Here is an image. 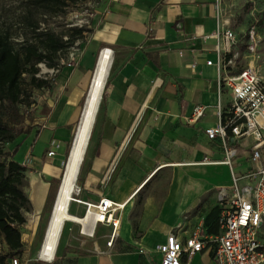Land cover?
Here are the masks:
<instances>
[{
	"label": "crops",
	"instance_id": "crops-1",
	"mask_svg": "<svg viewBox=\"0 0 264 264\" xmlns=\"http://www.w3.org/2000/svg\"><path fill=\"white\" fill-rule=\"evenodd\" d=\"M229 26L219 0H102L80 54L42 88L25 132L6 148L9 159L26 169L30 211L20 226L23 241L47 213L103 48L113 50L110 73L80 169L78 199L96 204L108 197L124 207L116 212L120 227L112 246L111 225L94 222L88 237L70 222L64 263L159 262L154 248L180 223L182 238L201 222L209 234H220L218 191L232 186L233 170L252 167L251 139L233 144L238 155L232 170L223 163L222 139L206 132L230 105L229 89L219 84L224 42L216 35ZM197 104L205 113L190 122ZM54 140L56 153L48 156ZM78 206L73 214L82 217L86 206ZM182 260L217 264L207 248Z\"/></svg>",
	"mask_w": 264,
	"mask_h": 264
},
{
	"label": "built area",
	"instance_id": "built-area-1",
	"mask_svg": "<svg viewBox=\"0 0 264 264\" xmlns=\"http://www.w3.org/2000/svg\"><path fill=\"white\" fill-rule=\"evenodd\" d=\"M216 35L224 42L218 63L219 84L221 89H229L230 105L220 110L219 125L206 132L211 139H222L225 150L223 163L232 170L238 155V148L233 144L240 139H251L252 167L241 174L233 170L232 186L218 191L220 234H209L201 222L189 236L182 238L179 232L185 229V225L180 223L170 232L165 243L154 248L160 254V261L151 264H186L182 260L184 255L191 259L206 248L212 250L217 264H264V83L256 66L236 69L237 55L233 52L238 41L236 32L229 26ZM211 63L208 61V64ZM204 113L205 106L197 104L188 120L195 122ZM56 147L58 141L54 140L48 156L55 155ZM75 201L86 206L84 217L91 213L96 224L112 226L113 231L107 243L112 246L120 227L116 212L124 204L115 203L108 197H102L96 204L80 199ZM79 224L82 235L93 237L95 228L92 224ZM140 252L147 254L143 248ZM12 264H19L18 258H14Z\"/></svg>",
	"mask_w": 264,
	"mask_h": 264
},
{
	"label": "rangeland",
	"instance_id": "rangeland-1",
	"mask_svg": "<svg viewBox=\"0 0 264 264\" xmlns=\"http://www.w3.org/2000/svg\"><path fill=\"white\" fill-rule=\"evenodd\" d=\"M102 0H52L51 2H40L39 0H0V27L8 29L17 50L34 40L37 33L54 31L64 41H72L55 60V64L39 63L36 78L50 82L56 75L58 69L73 57L80 54L82 46L88 41L91 32V21L96 8ZM220 12L223 19L228 20L231 27L237 33V43L233 48L236 54V69H245L248 66H256L260 71L264 83V0H219ZM81 29L82 32L78 33ZM32 74L24 73L21 81L23 94L17 104L19 112L30 119L31 114L37 108L44 95V89L38 88L32 82ZM10 107L6 102L0 101V121L9 122ZM12 126H16L10 123ZM26 122L24 126H26ZM7 148V141L1 146ZM78 194L75 195L78 199ZM79 203L73 201L71 209L76 210ZM29 205L23 209L26 217ZM49 212L39 219L40 234L31 230L24 237V253L22 256H9L6 264H12L14 258H18L19 264H36L45 262L49 264H65L63 252L68 244L69 227L72 223L65 224L61 241L53 262H47L38 258L37 252L41 247V235L47 227ZM26 225V224H25ZM22 227V226H21ZM23 228V227H22ZM24 233H27L25 229ZM3 237L0 235V254H7Z\"/></svg>",
	"mask_w": 264,
	"mask_h": 264
},
{
	"label": "trees",
	"instance_id": "trees-1",
	"mask_svg": "<svg viewBox=\"0 0 264 264\" xmlns=\"http://www.w3.org/2000/svg\"><path fill=\"white\" fill-rule=\"evenodd\" d=\"M40 2H51L52 0H39ZM82 30L79 29L78 33ZM72 41H64L54 31L37 33L34 40L28 42L22 50H17L13 44L12 35L8 29L0 27V101L6 102L9 107V122L0 121V235L8 247L7 254H0V264H6V259L11 256H22L24 253V242L22 229L26 222L23 209L29 205V199L24 191L26 185L25 167L15 160L9 159V152H5L4 145L11 142L16 136L25 132L24 123L27 116L21 114L17 107L23 94L21 81L23 74H32V82L38 88L46 86L47 82L36 78L39 63L55 64L58 55L66 49ZM83 109V107H82ZM72 143V142H71ZM71 147V144H70ZM68 150L66 160L68 158ZM61 177L56 180L55 191L52 200L47 205L48 221L52 212L54 201L61 183ZM71 213H73L70 208ZM48 224V223H47ZM47 228V227H46ZM46 228L41 240L43 241ZM40 227L37 228V235L40 234ZM36 264H49L38 262Z\"/></svg>",
	"mask_w": 264,
	"mask_h": 264
},
{
	"label": "bare ground",
	"instance_id": "bare-ground-1",
	"mask_svg": "<svg viewBox=\"0 0 264 264\" xmlns=\"http://www.w3.org/2000/svg\"><path fill=\"white\" fill-rule=\"evenodd\" d=\"M111 48H105L99 59L98 67L93 77L91 91L88 96L86 108L79 126L77 139L72 151L70 160H66V175L63 181L59 200L56 205L55 213L47 230L46 239L43 240L40 249L37 252L38 258L53 262L61 241L62 233L67 222L89 223L94 224V217L88 213L86 217L77 216L71 213L70 208L73 201L76 200L75 195L79 192L78 177L84 158L86 156L87 147L89 146L95 120L99 111L106 79L110 73V64L112 60ZM253 66V64H252ZM76 130V131H77ZM68 159V158H67Z\"/></svg>",
	"mask_w": 264,
	"mask_h": 264
},
{
	"label": "water",
	"instance_id": "water-1",
	"mask_svg": "<svg viewBox=\"0 0 264 264\" xmlns=\"http://www.w3.org/2000/svg\"><path fill=\"white\" fill-rule=\"evenodd\" d=\"M101 55V54H100ZM100 57V56H99ZM98 62L97 61V64H96V67H95V70H94V73H93V77L95 76V73L97 71V67H98ZM93 77H92V81H93ZM91 86H92V82L90 84V87L88 89V92L86 94V97H85V100H84V104H83V109H82V113H81V116H80V120H79V123L78 125L80 126L81 124V121H82V117H83V114H84V111H85V108H86V103H87V100H88V96L90 94V91H91ZM79 126L77 127L79 129ZM78 133V130L76 131L75 135H74V138H73V141L71 143V147H70V151H69V154H68V162L70 160V157H71V154H72V151L74 149V146H75V142H76V139H77V134ZM65 164H66V161H65ZM65 164H64V171H63V175H62V178H61V183H60V186H59V189H58V192H57V195H56V198H55V201H54V205H53V208H52V212H51V215H50V218H49V221H48V224H47V230L49 229L50 227V224H51V221L53 219V216H54V213H55V209H56V205L58 203V200H59V195H60V192H61V188H62V185H63V181H64V178H65V175H66V171H67V166L65 168ZM47 230L45 231V235H44V239H46V236H47ZM45 261V260H44ZM48 262V261H47Z\"/></svg>",
	"mask_w": 264,
	"mask_h": 264
}]
</instances>
